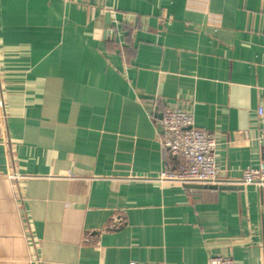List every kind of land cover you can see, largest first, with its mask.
<instances>
[{
	"label": "crops",
	"instance_id": "1",
	"mask_svg": "<svg viewBox=\"0 0 264 264\" xmlns=\"http://www.w3.org/2000/svg\"><path fill=\"white\" fill-rule=\"evenodd\" d=\"M169 102L264 161V0H0V264H264V186L157 181Z\"/></svg>",
	"mask_w": 264,
	"mask_h": 264
},
{
	"label": "built area",
	"instance_id": "2",
	"mask_svg": "<svg viewBox=\"0 0 264 264\" xmlns=\"http://www.w3.org/2000/svg\"><path fill=\"white\" fill-rule=\"evenodd\" d=\"M162 114L160 144L165 156H172L182 163L176 169H164L157 181L162 186H224L236 183L245 186H264V161L258 167L248 168L239 182L228 181L221 175L216 158L218 141L216 137L195 126L194 115L176 104H165ZM258 116L263 120L260 142L264 149V108ZM1 177V175H0ZM11 178V177H10ZM132 264H147L137 263ZM207 264H239L231 257H211Z\"/></svg>",
	"mask_w": 264,
	"mask_h": 264
},
{
	"label": "water",
	"instance_id": "3",
	"mask_svg": "<svg viewBox=\"0 0 264 264\" xmlns=\"http://www.w3.org/2000/svg\"><path fill=\"white\" fill-rule=\"evenodd\" d=\"M189 187L198 188V189L211 188V189L223 190V191H225V190H241L242 189L241 186H234V185H224V186L189 185Z\"/></svg>",
	"mask_w": 264,
	"mask_h": 264
}]
</instances>
